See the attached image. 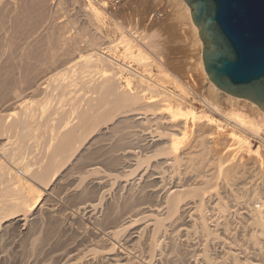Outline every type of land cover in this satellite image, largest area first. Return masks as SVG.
Wrapping results in <instances>:
<instances>
[{
  "label": "bare ground",
  "instance_id": "6f19581e",
  "mask_svg": "<svg viewBox=\"0 0 264 264\" xmlns=\"http://www.w3.org/2000/svg\"><path fill=\"white\" fill-rule=\"evenodd\" d=\"M177 1L188 20L185 24L190 23L195 35L193 42L198 47V63H195L208 87L204 90L207 87L203 86L201 92L192 90L204 105L224 117L229 127L228 138L237 140L242 158H255H250L254 161L252 166L248 158L241 164L232 161L238 153H232L234 143L223 147L233 158L219 156L216 175L207 173L210 163L195 168V148L201 146L202 156H212L219 139H223L225 121L208 111L185 109L181 101L174 104L166 95L159 97L161 94L152 85L157 84L151 77L153 62L143 48L152 44L146 35L131 32L142 45L144 43L136 49L133 37L125 34L114 44L111 36L109 40L103 38L108 41L107 50H103L105 46L100 45L103 34L92 32L93 36L86 37L87 30L83 27L88 24L73 32L68 22L58 21L53 14L52 0H0V232L3 231L0 239L16 241L25 230H30L32 235L23 253L31 258L35 256L38 264H153L162 260L179 264L182 252L177 254V251L180 253L178 243L167 250L168 243H173L175 237L193 242L195 249L201 248V253L193 254L195 260L191 264H228L230 259L232 264H264V180L262 185L252 188L243 179V176H252L248 172L251 167H261L263 163L264 111L249 98L230 94L213 82L206 72L204 43L193 21L191 7L186 0ZM86 3L89 19L94 20L90 24L98 28V23L105 21L103 13L92 2ZM116 26L112 28L118 29ZM83 41L86 46L82 45ZM120 46L124 48L122 54L117 48ZM128 60L143 64L150 75L133 68ZM163 60L161 58L157 66L164 74ZM123 70L134 76H125L123 80ZM136 76L141 80L134 88ZM147 90L155 92L148 96ZM166 90L178 95L173 89ZM182 92L187 93V90L182 89ZM178 96L184 98L182 94ZM226 102L234 108L225 109ZM122 123L146 127L106 140V136L120 130ZM251 136L261 142L256 149ZM125 143L130 146L118 148ZM158 155L161 160L152 162ZM121 180L124 182L120 183ZM83 182L88 185L79 191ZM116 185L123 191L117 192L123 194V213L119 216H115L118 206H113L111 201L106 203L109 205L106 211L102 207ZM50 186L53 192L49 193L54 195L55 202L71 200L70 204L76 207L77 213L81 211L88 222L100 225L104 219L106 225L102 227V234L92 238L83 227L78 229L79 233L76 231L74 242L57 248L59 230L45 228L43 216V213L56 216L57 203H42L37 208L41 188L47 190ZM219 186L229 192L236 205L246 204L248 217L238 224L243 225V231L249 235L246 241L255 248L250 255L248 244L238 246L240 254L223 252V263L211 254V246L217 244L229 250L234 241L216 235L218 232L214 234L212 226L217 231L223 229L227 235L231 231L229 217L237 208L231 211L229 201H224L220 195ZM94 189L99 192L98 198L93 196ZM77 198L78 202L73 204L72 200ZM64 218L72 219L70 215ZM138 224L141 225L131 232L134 240L123 247L127 251L117 254L123 246L119 242L121 232ZM78 240L84 246H75ZM142 241L147 250L141 247ZM238 254L245 257L240 259ZM27 256L24 258L30 259ZM20 264H26L25 259Z\"/></svg>",
  "mask_w": 264,
  "mask_h": 264
},
{
  "label": "rangeland",
  "instance_id": "374dc122",
  "mask_svg": "<svg viewBox=\"0 0 264 264\" xmlns=\"http://www.w3.org/2000/svg\"><path fill=\"white\" fill-rule=\"evenodd\" d=\"M175 1L174 0H52V2H53V14L57 17L58 21H63L66 23L68 22L70 24L73 32H76L77 30L82 29V26H84L86 24L89 25V26L86 25L85 27H83V28H85V30L91 31V32L86 31V37H87V35H89V37H90V34L93 36L92 32L97 33L98 35L103 34L105 37H102L101 39L105 38L106 40H109L108 38H110V36H111L110 39L113 40V44H114L115 43L114 41L115 40L118 41L117 38H121L122 34H125L127 37L128 36L133 37L131 32H135V34L141 33V34L146 35L147 38H149V40L152 41L151 46L147 47L144 45V43H143V45H144L143 46L141 41L139 42V40H137V38L133 37V39H134L133 42H135V45L137 44V46H135L134 49L138 48L139 46H143L145 51L147 50V53L150 57L149 60L152 59L151 62H153V63L150 64V66L152 67V68L150 67L151 71H152L151 77L153 79H155V81H157V84L155 83L152 85L154 87H156L154 89H156L158 94L159 93L161 94V95L159 94L160 95L159 97L164 98L166 95V97L168 96L170 98V100L173 99V101L171 100V102L172 103L174 102V104H178L181 101L180 103L182 104V106L185 109L191 108V109H194V110L196 109L197 111H202V112L208 111L214 117L223 121L224 117L221 114H219L218 112H216L215 110L208 108L206 105H204L199 100V98H197V95H195L196 94L195 91H193L195 89L196 92H198V91L201 92L202 89L207 87V85H206L207 83L205 81L204 75L201 74V72L199 71V69L197 67L198 66L197 65V63H198V56H197L198 55L197 54L198 53V50H197L198 47H197V45L194 44L195 42H193V41H196V39H194L195 35L193 33L192 28L189 25L190 23H187V25L185 24L186 22H188V20L186 19V16L184 15L185 14L184 10L179 5V2L177 0H175ZM86 2H90V3L92 2V5L94 7H97L103 13L105 21H102L101 23L99 22L98 28H95L96 27L95 24L93 26L90 24V23L93 24L94 20L89 19V15H88L89 6H87ZM105 2H107V4ZM109 7H111L112 9ZM113 10L114 11L116 10L117 12H114ZM157 12H158V14H156ZM159 13H161V14H159ZM107 17H108V20L105 19ZM73 21H75V22L72 25L71 22L73 23ZM107 21H109V22H107ZM119 22H120V24H118ZM106 23L108 24V26ZM104 24H106V25L104 26ZM113 24H116L119 26H116ZM90 25H91V27H90ZM114 26L119 27V28L114 29L115 28ZM88 27H90L92 30L90 28L88 29ZM112 27H114V28H112ZM98 29L101 31H98ZM113 30H115L116 32H114ZM97 34H95V35H97ZM105 39H103L102 42L100 41L101 47L105 46L103 48V50H107L106 44L108 43V41H106ZM104 40L106 42H104ZM84 42L85 41H83L82 45L86 46L87 43L86 42L84 43ZM118 42H120V40ZM118 42H116V43H118ZM194 45L197 48L194 47ZM117 48L119 49V53L122 54V52L124 51V48L122 46L117 47ZM194 48H196V49H194ZM152 52H153V54H152ZM159 56H160V58H159ZM161 58L165 59V60H163L165 62V64H163L164 62H162V66L165 69L164 74H163V72H160V70L158 69V66H157L158 65L157 63H158V61H160ZM128 62H129V64H131V62H132V67L133 68L135 67V69L137 68L136 70L139 69L138 70L139 72H144V73L146 72V70H144L145 67L143 66V64H140L138 61L128 60ZM195 62H197V63H195ZM147 68H149V65L147 66ZM168 73H170V74H168ZM131 75L132 74L129 73L128 70L122 71V76L124 77L123 80L126 77H130ZM146 75L149 76L150 73L148 75V72H146ZM159 75H160V77H159ZM164 75L169 77L170 79L166 78V77L164 78ZM132 76H134V75H132ZM192 76L195 79H193ZM139 80H141L140 76L134 77V83H133L134 88L137 87L136 84H138ZM169 80L171 81V83ZM193 80H195V81H193ZM136 81H137V83H136ZM177 81H179V84L180 85L182 84V86L177 85V83H178ZM194 82L197 83V85H195ZM183 83L185 85H183ZM123 84H124V82H123ZM164 84H166V85H164ZM191 84H192V86H191ZM174 85H176V86H174ZM177 86L178 87L180 86L179 88H181V89L179 90V88ZM189 86H191V87H189ZM203 86H204V88H203ZM175 87H177V88H175ZM140 88H142V86ZM169 88L171 90L173 89L172 91L173 92L175 91V93L178 95L182 94V97H184V98H181L178 95H173L170 91L168 92L166 89H169ZM158 89H159V91H158ZM182 89H186L187 93H189V94L183 93ZM207 89H208V87L205 88L204 90H207ZM154 92H155V90L154 91L147 90L146 93L148 96H150V95H153ZM207 92L210 94H213V92H209V90ZM170 94H171V96H170ZM195 97H196V99H195ZM178 98H179V101H178ZM183 99H185V100H183ZM226 104H224V106L226 107L225 109H228L229 107L231 109L234 108V106H232L233 107L232 108L229 103L226 102ZM117 120H118V118L115 119V122H117ZM223 123L225 124L224 132L221 135V138H223V139H219V143H217V144H219V146L216 147V149H215L216 152L214 151L212 156H210V157H209V155L206 157L202 156V154L204 153V150L202 149L201 146L195 148V168L200 169L203 167L204 164L210 163L207 173L211 174L212 176L216 175V170H217L216 169V167H217L216 162H217V159L219 156H223L224 158H228L230 156V158H233L231 156V154L238 152V150L240 149L237 140L234 141L233 139L228 138L227 133H228L229 127H227L226 121ZM120 126L121 127H119V129L121 131L118 130L117 133H115L116 135L111 134V135L106 136L105 137L106 140L111 139L112 136H115V137L120 136L119 133L121 135L123 133H127L128 131H131V129L132 130L137 129V128L142 129V128L146 127V126L144 127V125H143V127L142 126L136 127L137 125L135 127L134 126L132 127L126 123L125 124L122 123V124H120ZM225 129L227 130L226 133H225ZM197 133H198V130L195 131V138L197 136ZM225 135L227 137H225ZM93 137H95V136H93ZM93 137H91L89 139V141L91 139H93ZM251 142L253 144L252 146L254 147V149H256L261 144V142L255 138H253V136H251ZM234 143L236 144V147L233 146L234 149L232 150V153H225V151H223V147L225 148L226 144L227 145H235ZM124 146L127 147L130 145L125 143L124 145L119 146L118 148L124 147ZM234 150H236V151H234ZM262 154L264 155V150H263ZM156 157H158V158H153L152 162H157V161L161 160V157H159V155ZM250 158H253V157L242 158V156L238 152L235 154L234 159L232 161H234V163H240L241 164L244 160H248V163L251 164L249 166H252L253 160L251 161ZM262 158H263L262 159L263 163H262L261 167L255 166V167H251L248 170V172L251 173V175H252L250 178L243 176V179L245 181L244 183H246L249 187L253 188L256 185H262V183H263V180H264V156ZM253 159H255V158H253ZM104 166H102V168L106 167V166L105 167ZM247 175H248V173H247ZM221 178L222 177H219L218 179L221 180ZM123 179H126V178H123ZM121 182H124V180L123 181L121 180L120 183ZM87 185H88V182L81 183L80 187H79V191H82L84 188L87 187ZM52 188H53V186L52 187L50 186V188H48L47 190L44 188H41L43 191L39 195L41 198L38 197L37 208H39V205H41L42 203L49 204L51 202L54 204V202H55L54 195L52 193H49V192H53V191H51ZM117 188L120 189V187H118V185H116L115 188H113V190L110 191L111 193L109 192V196L107 195V200L103 201V204H102L104 211H106L109 208V205L106 204L108 201H111L113 203V206L114 205L118 206L116 208L115 216H119L120 213L121 214L123 213V208H122L123 204L121 203V198H122L123 194H121L122 195L121 196L120 194L117 193L119 191L121 193H123V191L118 190ZM94 190L92 192L93 196L94 197L96 196L98 198L99 195H97V194L99 192L97 190H95V191ZM218 190H220L219 191L220 195H223L222 199L226 202L229 201V202H227V204H229L231 211L237 208V212L232 211L231 215L229 217V219L231 218L229 221V224H230L229 226H230L231 231H229V233L227 234L229 237L226 234H224L225 232L223 231V229H221V230L218 229V231H217L215 226H214V228L212 226L213 232L215 231L214 234H216V232H218L216 235H220V237L226 238L230 242L234 241L235 247L232 244L233 248L229 249V250H228V248H226L227 250L226 249L223 250L222 248L217 246V244H213L212 245L213 247L211 246V254L214 256L215 259L218 260V258H219L218 261L219 262L221 261V263H223V261L221 260L223 257V254H224L223 252L226 253V251H233V253H236V252L239 253L241 251L238 250L239 249L238 246L240 245L239 247H241V246L245 247V245L247 246V244H248L249 255H250L251 252L253 250H255V248L252 247L253 244H251V242H250V244H251L250 245L249 241H246L247 238H249L248 237L249 235L246 234V231H243V227H242L243 225L242 224L239 225L241 223L240 222L241 219H243L242 221H244L248 217V214H247L248 208H246L247 207L246 204L240 203V205L239 204L236 205L235 204L236 202L233 199H230V197H229L230 194H229V192H226L225 188L223 189V187H220V188H218ZM78 200H79V198L75 199V201L73 199L72 200L73 204H76L78 202ZM119 200H120V203H119ZM56 201H57V202H55V203H57L56 207L58 208V209L56 208V210H58L56 216L50 217L46 213H43L44 214L43 216L45 217V224H44L45 228L46 227H53V228H55V230L57 229V232L59 230L57 241L59 240L58 242L60 244H59V247L57 246L58 244H56L57 248H62V246L65 247L68 244L74 242L76 240V237H77L76 231L78 232V229L80 231V229H82L83 227H84L83 229L87 230V233L91 234V235H89V234L88 235L91 236L92 238H96L102 234V227H104L106 225V221L104 219L102 222L100 221V225H99V222H88V220L85 219V215L81 211L80 212L78 211L79 213H77L76 207L74 205L70 204V203H72V202H70L71 200H62V202L61 201L58 202V200H56ZM65 201H67V204H64ZM68 201H69V203H68ZM234 204L236 205L235 207H234ZM70 206L73 208H71ZM73 210H75V211H73ZM124 212H125V209H124ZM57 215H58V217H57ZM65 215L66 216L70 215L72 219H68L70 221L65 220V218H64V217H66ZM245 216H247V217H245ZM68 222H72V224L70 223L72 226ZM55 223H56V225L58 223V225L56 226ZM101 223H102V225H101ZM103 223H105V224L103 225ZM140 225L141 224L135 225L134 227L130 226L121 232L122 234H121V237L119 238V240H120L119 242H122L120 244H123V246L120 248L122 251L117 250V252H116L117 254H122L123 252L127 251L126 249H123V247H126L127 244H130L132 242L131 240L133 239V236L131 235V232L135 231ZM238 226L241 228H238ZM71 227H72V229H71ZM1 232H3V231H1ZM75 233H76V235H75ZM244 233H245V237H244ZM31 235H32V232L30 230H25L23 232V234L21 236H19L18 239H16V241L15 240L12 241V239H10L12 241L11 242L9 239H8L9 241L6 240L7 238H5V240H4V238L2 240L0 239V264H20L21 260H23V259H25L26 264L27 263L28 264H38V261H36L35 256H33L32 257L33 259H32L31 257H29V255L27 256V254H24L25 252L23 253V250L25 249L27 241ZM246 235H248V236H246ZM59 236H60V238H59ZM146 236H148V235H146ZM146 236L143 239V241H145V239L147 238ZM176 238L177 237H175L174 240L172 239L173 243L172 242H170L171 244L168 243L167 250H171L172 245H175L174 243H176V244L178 243L177 245L180 247L182 245V247H181L182 249L179 247L180 253H178V251H177V254H181V252H182V254H181L182 259L179 260V262H180L179 264H191L195 260V255H193V254H195V251L198 253H201V251H200L201 248L195 249L193 242L188 243L186 240H183L182 238H177L178 240ZM143 241L140 242V244H141V247L145 249V247H147V246H146V243ZM83 244L84 243L82 241L78 240L75 243V246H81L82 247V246H84ZM216 246L218 248H216ZM23 247H24V249H23ZM169 247H170V249H168ZM173 248H174V246H173ZM187 248H189V249H187ZM18 249H20V252L22 253L23 256L21 255L20 252H18ZM185 249H187V251ZM145 250H147V248ZM184 250H185V252L183 253ZM20 255H21V257H20ZM24 255H26L31 260L24 258V257H26ZM130 256H132V255H130ZM244 257L245 256H243V255H239L240 259H243ZM135 259L140 261V258H138V257H136ZM161 262L155 261L153 264H160V263L161 264H164V263L167 264L165 261L163 262V260ZM232 263H233V261L230 259L228 264H232Z\"/></svg>",
  "mask_w": 264,
  "mask_h": 264
},
{
  "label": "water",
  "instance_id": "95a60500",
  "mask_svg": "<svg viewBox=\"0 0 264 264\" xmlns=\"http://www.w3.org/2000/svg\"><path fill=\"white\" fill-rule=\"evenodd\" d=\"M217 86L264 111V0H186Z\"/></svg>",
  "mask_w": 264,
  "mask_h": 264
}]
</instances>
